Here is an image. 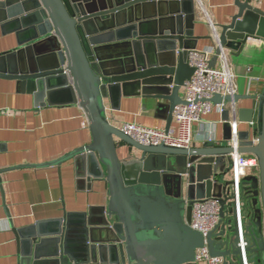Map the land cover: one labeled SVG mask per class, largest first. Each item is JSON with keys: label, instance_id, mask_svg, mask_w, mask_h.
Instances as JSON below:
<instances>
[{"label": "water", "instance_id": "1", "mask_svg": "<svg viewBox=\"0 0 264 264\" xmlns=\"http://www.w3.org/2000/svg\"><path fill=\"white\" fill-rule=\"evenodd\" d=\"M195 3L0 0L3 35L14 34L18 46L0 55V79L16 81L38 107L64 94L65 103L83 109L92 143L60 162L84 164L110 191L107 206L65 213L54 222L57 229L49 223L16 229L23 264H197V250L204 247L225 264H264V89L251 109L238 111L240 122H256V138L240 133L237 151L258 163V174L240 185V209L232 182L225 180L233 149L213 142L145 146L106 117V100L120 108L122 98L141 97L156 103L155 114L171 128L175 108L185 103L182 89L195 73L188 53L200 38L188 30L190 21L185 31ZM234 7L230 24L219 25L212 68L222 48L238 56L250 41L264 44V11L242 0ZM242 99L216 95L212 101ZM228 121L225 142L231 139ZM120 145L126 157L119 156ZM209 198L221 206L220 220L204 237L191 227L192 206Z\"/></svg>", "mask_w": 264, "mask_h": 264}, {"label": "crops", "instance_id": "2", "mask_svg": "<svg viewBox=\"0 0 264 264\" xmlns=\"http://www.w3.org/2000/svg\"><path fill=\"white\" fill-rule=\"evenodd\" d=\"M202 4L218 31L219 25L230 24L236 14L234 0H202ZM200 5L196 0L194 17H185V31L192 21L188 30L200 38L195 49H206L213 46L212 31L205 17L206 10ZM259 8L264 11V2ZM3 19L0 10V55L18 49L14 34L3 35ZM225 53L235 75L236 95L243 98L235 103L236 107L238 111L251 109L264 89V44L250 41L238 56L229 51ZM216 66H219L218 58ZM20 89L16 81L0 79V264H23L24 249L16 229L26 231L40 223H49L47 228L57 229L54 222L62 220L65 213L88 212L90 208L107 206L110 199L106 181L94 179L84 164L77 167L75 160L60 162L92 143L83 109L77 104L65 103L69 98L64 94L51 99L54 104L41 102L38 107L34 96L22 94ZM113 103L105 101L106 117L118 128L125 123H136L146 128L165 129L166 120L155 114L156 103L152 100L122 98L120 108ZM229 114L214 108L206 115L204 122L195 126V130L205 133L206 139L196 142L194 147L205 142L226 145L223 126ZM255 130L256 122H240L239 133H248L251 141L256 138ZM207 131L211 132L213 141L209 140ZM125 151L126 147L120 145L121 158L126 157ZM227 170L230 171L229 164ZM257 174V169L250 171L251 176ZM225 180L231 181V172Z\"/></svg>", "mask_w": 264, "mask_h": 264}, {"label": "built area", "instance_id": "3", "mask_svg": "<svg viewBox=\"0 0 264 264\" xmlns=\"http://www.w3.org/2000/svg\"><path fill=\"white\" fill-rule=\"evenodd\" d=\"M242 1L258 8L264 2V0ZM199 2L203 11L206 10L204 13L210 31H212L213 46L206 49L190 50L188 53V64L195 69V73L182 89V99L185 103L177 106L173 112L174 126L166 130L146 128L136 123H125L120 129L145 146L167 145L181 149L191 148L196 142L206 139L205 133L201 129L195 130V126L199 127L204 122L206 115L210 114L214 108L222 114L230 112L228 123L231 128V139L226 142L225 146L234 150L233 154L230 155L231 188L235 203L240 209V185L246 177L251 176V170L258 169V163L256 158H251L237 151L240 147V118H238L235 102L224 101L216 105L212 101L216 95L232 98L236 95L235 75L232 73L231 65H229L225 53L226 50L223 48L218 56L219 66L216 64L214 68L210 66V62L216 55V50L220 47V32L217 30L210 13L202 4V0ZM210 133L206 132L209 134V140L213 141L214 137ZM192 207L191 227L206 237L219 225L221 206L216 199L209 198L196 201ZM196 262L197 264H225V259L212 257L208 248L204 247L197 250Z\"/></svg>", "mask_w": 264, "mask_h": 264}, {"label": "trees", "instance_id": "4", "mask_svg": "<svg viewBox=\"0 0 264 264\" xmlns=\"http://www.w3.org/2000/svg\"><path fill=\"white\" fill-rule=\"evenodd\" d=\"M190 24H191V21H190Z\"/></svg>", "mask_w": 264, "mask_h": 264}]
</instances>
